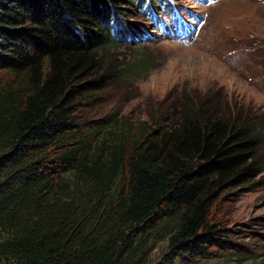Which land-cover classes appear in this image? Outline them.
Returning <instances> with one entry per match:
<instances>
[{"label": "trees", "instance_id": "1", "mask_svg": "<svg viewBox=\"0 0 264 264\" xmlns=\"http://www.w3.org/2000/svg\"><path fill=\"white\" fill-rule=\"evenodd\" d=\"M145 1L0 0V264H149L159 240L164 264H194L225 247L213 206L264 171L262 131L210 94L182 95L170 119L123 121L105 141L111 122L71 105L77 90L148 69L142 58L98 69L90 56L115 43L119 4L131 17ZM152 1L158 19L168 1ZM133 24H121L129 43Z\"/></svg>", "mask_w": 264, "mask_h": 264}, {"label": "rangeland", "instance_id": "2", "mask_svg": "<svg viewBox=\"0 0 264 264\" xmlns=\"http://www.w3.org/2000/svg\"><path fill=\"white\" fill-rule=\"evenodd\" d=\"M175 1L187 9L182 13L186 19L177 27L190 37L157 34L160 22L151 7L128 17L131 5L119 4L123 16L110 21L115 43L107 50L92 49L90 56L98 69L132 58L152 63L146 71L96 92L77 90L71 102L79 108L76 116L95 124L111 122L97 133L99 140L111 141L123 121L146 119L152 124L165 116L170 119L182 95L202 99L210 94L230 116L262 131L264 148V0H217L208 5L199 0ZM195 14H200L197 24ZM130 22L138 24L141 35L129 43L120 36L126 33L121 24ZM211 216L222 228L225 247L213 249L220 252L218 256L199 258L194 264H264V171L223 192ZM166 253L164 241L159 240L149 264H164ZM184 262L175 257L171 264Z\"/></svg>", "mask_w": 264, "mask_h": 264}, {"label": "bare ground", "instance_id": "3", "mask_svg": "<svg viewBox=\"0 0 264 264\" xmlns=\"http://www.w3.org/2000/svg\"><path fill=\"white\" fill-rule=\"evenodd\" d=\"M154 1H155V6H158V4H159L162 0H154ZM167 1H168V4H169L170 0H167ZM200 1H201V0H199L198 2H200ZM145 4H146L148 7H151V12H152V14L154 15V13H155L154 10H155V9H154L153 1H152V0H146V1H145ZM164 7L166 8L167 6L164 5L163 8H164ZM161 8H162V6L158 8V11H157L158 13L162 10ZM140 10H141V9H139L138 12H140ZM143 13H144V12H143ZM154 17H155V16H154ZM113 19H114V18H113ZM114 20H115V19H114ZM155 20H157V21L160 22L159 28L156 29L157 34H159L160 32H162V31H161V25H162V24H161V19H160V18L157 19V18L155 17ZM133 23H135V22H133ZM137 25H138V24H134V26H137ZM132 26H133V25H132ZM153 26H154V25H153ZM135 29L138 30V29H139V26H137V28H135ZM139 34H140V31H139ZM140 35H141V34H140ZM127 40H129V39H127Z\"/></svg>", "mask_w": 264, "mask_h": 264}]
</instances>
